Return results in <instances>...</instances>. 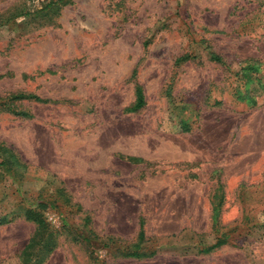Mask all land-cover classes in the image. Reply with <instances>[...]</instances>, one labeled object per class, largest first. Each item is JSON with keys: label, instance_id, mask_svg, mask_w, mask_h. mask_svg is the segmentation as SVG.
<instances>
[{"label": "rangeland", "instance_id": "374dc122", "mask_svg": "<svg viewBox=\"0 0 264 264\" xmlns=\"http://www.w3.org/2000/svg\"><path fill=\"white\" fill-rule=\"evenodd\" d=\"M0 20V142L26 165L0 214L54 199L43 264H264V0H0ZM34 227L0 225V264Z\"/></svg>", "mask_w": 264, "mask_h": 264}, {"label": "trees", "instance_id": "16d2710c", "mask_svg": "<svg viewBox=\"0 0 264 264\" xmlns=\"http://www.w3.org/2000/svg\"><path fill=\"white\" fill-rule=\"evenodd\" d=\"M23 15V12H16L13 16ZM4 20H0V24L4 23ZM5 21H10L9 18H6ZM212 58L217 61L221 62L222 59L219 55L211 53ZM187 56H183L182 59H186ZM8 100H34L40 102H46V99L40 98L39 96L33 93H24V92H17L10 94L7 97ZM145 104V98L143 94V90L140 86H136L135 88V100L133 104L129 107V111H136L143 107ZM13 114L22 116V117H30L31 114L26 111L22 110H11ZM180 131H187L189 129L188 124L186 122H180ZM127 160L132 162H139L142 161L139 157L134 156H126ZM13 166H21L25 167L26 165L23 164L18 156L4 143L0 142V173L1 170L4 171H13ZM14 173V172H13ZM3 174V173H2ZM212 209H213V220L215 227L218 225V214H219V207L221 205V196L218 194H213L211 198ZM56 203L54 199L45 198L38 201L35 206H28L23 205L21 203L17 204L12 210L0 214V225L10 223L15 219L21 217L26 221L32 222L34 224V231L32 232L31 236L28 239V242L22 249L19 254L18 264H43L46 260L48 255L53 251V249L57 245V236L56 230L51 225L50 221L44 214V211L47 209L55 208ZM248 214L244 215V218L247 219ZM145 238V233L143 230L142 222L139 223V231H138V241L136 244V248L139 247L140 243ZM227 239V236L222 233V235L218 236L216 242L211 244L210 246H204L201 248L203 252H209L215 247L220 246L223 244ZM123 256L126 257H140L143 255L142 253L138 252V250H130L126 249L122 252Z\"/></svg>", "mask_w": 264, "mask_h": 264}]
</instances>
